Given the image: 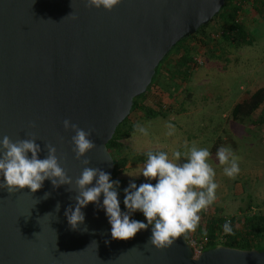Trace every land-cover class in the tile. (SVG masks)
<instances>
[{
    "label": "water",
    "instance_id": "95a60500",
    "mask_svg": "<svg viewBox=\"0 0 264 264\" xmlns=\"http://www.w3.org/2000/svg\"><path fill=\"white\" fill-rule=\"evenodd\" d=\"M225 1L121 0L107 11L89 9L86 0H0V139L34 137L40 159L51 143L73 181L86 166L111 175L107 144L134 98L173 46L208 24ZM65 119L94 129L89 165L75 158V132L64 129ZM69 187L46 179L34 193L0 189V264H264V250L226 245L195 258L185 237L158 249L148 243L154 225L113 239L106 210L95 203L82 208L85 222L73 230L65 212L77 193Z\"/></svg>",
    "mask_w": 264,
    "mask_h": 264
},
{
    "label": "rangeland",
    "instance_id": "374dc122",
    "mask_svg": "<svg viewBox=\"0 0 264 264\" xmlns=\"http://www.w3.org/2000/svg\"><path fill=\"white\" fill-rule=\"evenodd\" d=\"M246 7L242 16L254 42L237 48L221 41V36L218 39L221 55H217L218 48L213 53L212 46L218 40L209 41L205 46L204 42L190 38L191 42L176 47L159 76L160 81H165L157 85L158 96L162 97L167 111V106H171V111L167 117L141 119L135 123L136 131L123 140L135 152L163 149L170 159L175 151H184L186 141L189 146L194 142L197 147L208 148L211 152L209 162L219 185L217 199L210 208L212 212L222 210L228 217H243L251 211L264 213V122L260 119L263 110L261 107L244 121L235 120L231 113L236 102L264 85V12ZM220 24L218 17L207 30L220 27ZM187 45L193 46L190 54L203 55L205 63L191 67L189 75L181 78L176 75L179 86L174 88L167 83V77L171 78L170 71L185 69L180 65V56L182 46ZM145 104L151 106L152 103L146 100ZM222 146L239 157L240 172L234 179L224 174V166L219 163L217 150ZM184 162V157L178 161ZM144 167L143 163L129 164L119 178L149 180L142 174ZM144 223L147 224V219Z\"/></svg>",
    "mask_w": 264,
    "mask_h": 264
},
{
    "label": "clouds",
    "instance_id": "9594fccd",
    "mask_svg": "<svg viewBox=\"0 0 264 264\" xmlns=\"http://www.w3.org/2000/svg\"><path fill=\"white\" fill-rule=\"evenodd\" d=\"M120 3L121 0H86L89 9L103 7L107 11H112ZM69 16L77 19L73 13ZM32 126H35V122ZM63 126L66 131L75 132L71 137L75 158L82 160V164L89 165L91 161L84 157L97 147L89 138L94 129L86 131L69 119L63 121ZM139 130L147 134L145 129ZM171 134L169 132V135ZM36 140L33 137L13 141L8 135H3L0 139V177L3 178L0 179V189L15 193L29 188L34 193L43 187L46 179H50L55 188L69 185L67 190H74L77 193L74 197L77 201L75 207L69 206L65 212L73 230H80V225L85 222L82 208L89 203H95L106 210L112 226L113 239L129 240L142 229L146 230L149 225H154L148 243L158 249L171 248L179 238H187L190 233L197 231L201 214L217 199L216 191L219 185L215 182L216 172L209 162L211 152L208 148L197 147L194 142L189 146L186 141L183 146L184 151H175L172 159L164 151L148 152L142 174L145 178L158 182L142 183L139 187L134 182L130 183L129 187L124 189V204L128 211L122 212L116 190L119 181H113L110 174L100 168L89 166L84 167L81 174L73 181L61 166L56 147L46 143L47 157L40 159L38 154L42 149L35 142ZM29 152L31 157L28 155ZM181 157H184L186 162L178 163ZM217 157L219 163L224 166V174L234 179L240 172L239 157L230 148L223 146L217 150ZM94 179L95 185L91 186ZM73 185L74 189L71 187ZM101 193L104 195L102 204ZM49 195L50 193H45L43 199H47ZM59 209L60 204L57 203L56 212H59ZM136 211L144 214L147 224L130 218V214ZM222 227L224 233L235 234L230 220ZM87 231L86 226L83 232ZM202 232L206 237L207 230L202 229Z\"/></svg>",
    "mask_w": 264,
    "mask_h": 264
},
{
    "label": "trees",
    "instance_id": "16d2710c",
    "mask_svg": "<svg viewBox=\"0 0 264 264\" xmlns=\"http://www.w3.org/2000/svg\"><path fill=\"white\" fill-rule=\"evenodd\" d=\"M251 6L254 11L264 12V0H226L224 6L221 8L218 14L214 15L212 20L206 24L202 25L196 33L183 38L176 45L173 46L171 51L164 57V59L159 63L156 68V73L153 77L151 84L149 85L146 92L140 94L134 98V104L132 110L128 117L117 127L113 138L108 142L107 147L110 151L114 160V170L112 172L111 179L113 181H119L117 186L118 198L120 200V207L122 212H127L128 209L124 204L125 192L124 189L128 188L130 183H136L139 187L142 183H157L156 180H146V179H136V180H126L119 178V174L126 170L129 164L141 163L147 161V153L153 152L158 153L164 151L163 149H150L143 152H135L131 150L124 142V139L129 138L136 131V124L141 119H152L158 116L167 117L168 112L171 111V106H167L168 111L165 109L166 104L163 103L161 96H158V82L163 83L165 80H159L161 70L163 69L164 63L168 60L169 56L173 53L176 47L183 45L185 42L189 41L190 38H195L198 42L206 43L211 41L215 42L222 36L226 44L233 45L239 48L243 45H251L253 37H250V31L247 26V21L243 18L242 14L246 6ZM247 10V9H246ZM221 18L220 27L215 29L207 30L216 18ZM219 37H214L213 34L219 33ZM196 43V42H195ZM193 46L187 45L182 46V54L180 56V65L185 67L182 70L170 71L171 78L167 77V83L172 87L177 88L178 82L176 81V75L180 78L184 75H189L191 67H199L205 63V57L203 64H197L194 61V56L190 54ZM213 53L218 48L221 49L220 41L212 46ZM215 48V49H214ZM170 79V80H169ZM154 95V96H152ZM149 100L152 104L148 106L145 101ZM262 107V114L260 115L261 123L264 122V85L258 87L254 91L248 92L240 101L236 102L232 108V117L237 121H244L252 117L257 110ZM133 121V123L131 122ZM136 123V124H135ZM200 222V226L196 233L199 237H205L203 235L202 229L207 230L208 242L206 248H213L219 245H226L231 247L243 248V249H258L264 250V213L262 212H252L251 214L245 215L243 217L225 216L222 210L211 211L209 207L205 212H203ZM131 219L140 220L145 222L146 217L140 211H136L130 214ZM231 221L234 235L226 234L223 231V224L226 221ZM189 239V235L186 238Z\"/></svg>",
    "mask_w": 264,
    "mask_h": 264
},
{
    "label": "built area",
    "instance_id": "2783aa9c",
    "mask_svg": "<svg viewBox=\"0 0 264 264\" xmlns=\"http://www.w3.org/2000/svg\"><path fill=\"white\" fill-rule=\"evenodd\" d=\"M220 35H221V32L220 34L219 33L213 34L214 37H219ZM194 61L197 64H203L204 58L201 55H195ZM188 242L190 243L193 249V252H194L193 256L197 258L203 253L204 250L207 249L206 245L208 242V237H199L196 232L190 233Z\"/></svg>",
    "mask_w": 264,
    "mask_h": 264
},
{
    "label": "crops",
    "instance_id": "0c3cea01",
    "mask_svg": "<svg viewBox=\"0 0 264 264\" xmlns=\"http://www.w3.org/2000/svg\"><path fill=\"white\" fill-rule=\"evenodd\" d=\"M246 9H247V7H245L244 10H246ZM220 51H221V49H219V51L217 52V55H221V54H222V53H221L222 51H221V52H220ZM141 163L146 164V162H141Z\"/></svg>",
    "mask_w": 264,
    "mask_h": 264
}]
</instances>
